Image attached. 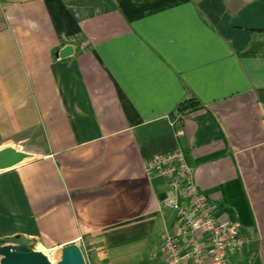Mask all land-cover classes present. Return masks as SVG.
<instances>
[{
    "label": "crops",
    "instance_id": "crops-1",
    "mask_svg": "<svg viewBox=\"0 0 264 264\" xmlns=\"http://www.w3.org/2000/svg\"><path fill=\"white\" fill-rule=\"evenodd\" d=\"M0 145L33 156L0 172V240L163 264L177 212L145 163L180 147L241 225L231 264H264V0H0Z\"/></svg>",
    "mask_w": 264,
    "mask_h": 264
},
{
    "label": "built area",
    "instance_id": "built-area-1",
    "mask_svg": "<svg viewBox=\"0 0 264 264\" xmlns=\"http://www.w3.org/2000/svg\"><path fill=\"white\" fill-rule=\"evenodd\" d=\"M145 170L151 178L166 180L167 204L177 212L172 232L161 245L163 264H231L246 243L241 225L217 214V206L200 190L183 149L155 155Z\"/></svg>",
    "mask_w": 264,
    "mask_h": 264
},
{
    "label": "water",
    "instance_id": "water-1",
    "mask_svg": "<svg viewBox=\"0 0 264 264\" xmlns=\"http://www.w3.org/2000/svg\"><path fill=\"white\" fill-rule=\"evenodd\" d=\"M73 53V48L66 47L57 53L58 57L65 58ZM33 156L22 150L8 146L0 149V172L14 168ZM34 241L26 236H14L3 239L0 247L2 256L0 264H53L40 251L32 248ZM55 264H86L83 252L79 245L72 244L63 248L61 258Z\"/></svg>",
    "mask_w": 264,
    "mask_h": 264
},
{
    "label": "trees",
    "instance_id": "trees-1",
    "mask_svg": "<svg viewBox=\"0 0 264 264\" xmlns=\"http://www.w3.org/2000/svg\"><path fill=\"white\" fill-rule=\"evenodd\" d=\"M200 107H201V103L196 98H189L185 101H182L178 105L177 111L184 113L187 111L195 110V109L200 108ZM2 241L3 240H0V247L2 245Z\"/></svg>",
    "mask_w": 264,
    "mask_h": 264
},
{
    "label": "rangeland",
    "instance_id": "rangeland-1",
    "mask_svg": "<svg viewBox=\"0 0 264 264\" xmlns=\"http://www.w3.org/2000/svg\"><path fill=\"white\" fill-rule=\"evenodd\" d=\"M1 146H2V145H0V147H1ZM34 243H35V242H34ZM32 248H33L34 250H36V251L43 252V253H44V254H45L50 260H53L55 263H56L57 261H59L60 258H61V253L56 254V253L54 252V254H53V253L51 254L50 251H48V250H44V249L38 247L37 245H33ZM1 258H2V256L0 255V260H1ZM133 259H134V257H133ZM85 261H86L87 264H90V260H89V257H88L87 255H85Z\"/></svg>",
    "mask_w": 264,
    "mask_h": 264
},
{
    "label": "bare ground",
    "instance_id": "bare-ground-1",
    "mask_svg": "<svg viewBox=\"0 0 264 264\" xmlns=\"http://www.w3.org/2000/svg\"><path fill=\"white\" fill-rule=\"evenodd\" d=\"M53 264H55V262L53 260H50Z\"/></svg>",
    "mask_w": 264,
    "mask_h": 264
}]
</instances>
